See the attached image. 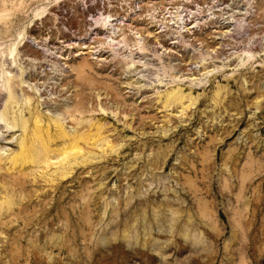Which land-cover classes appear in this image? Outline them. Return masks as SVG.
<instances>
[{
  "label": "rangeland",
  "instance_id": "obj_1",
  "mask_svg": "<svg viewBox=\"0 0 264 264\" xmlns=\"http://www.w3.org/2000/svg\"><path fill=\"white\" fill-rule=\"evenodd\" d=\"M0 264H264V0H0Z\"/></svg>",
  "mask_w": 264,
  "mask_h": 264
},
{
  "label": "bare ground",
  "instance_id": "obj_2",
  "mask_svg": "<svg viewBox=\"0 0 264 264\" xmlns=\"http://www.w3.org/2000/svg\"><path fill=\"white\" fill-rule=\"evenodd\" d=\"M1 117H2V116H1ZM1 120H2V119H1ZM61 134H62V133H61ZM73 141H75V140H72V142H73ZM69 153H70V152H69ZM64 154H65V152H64ZM62 156H63V155H62Z\"/></svg>",
  "mask_w": 264,
  "mask_h": 264
}]
</instances>
